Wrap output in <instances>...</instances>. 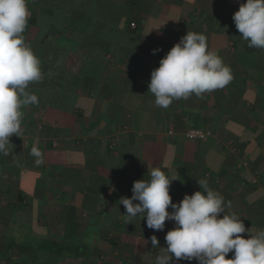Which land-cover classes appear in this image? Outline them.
Here are the masks:
<instances>
[{
  "label": "crops",
  "instance_id": "crops-1",
  "mask_svg": "<svg viewBox=\"0 0 264 264\" xmlns=\"http://www.w3.org/2000/svg\"><path fill=\"white\" fill-rule=\"evenodd\" d=\"M245 2L27 0L22 35L40 60L42 79L26 89L38 103L22 108L21 134L10 137L11 160L0 153V195L14 191L9 204L0 203V229H15L32 244L61 245L38 253V264H154L174 222L166 221L163 231L147 228L143 216L126 224L118 201L131 198L133 182L149 179L157 167L173 180V203L207 180L231 202L224 214L249 229L242 238L264 230V142L256 143L264 130V110L257 108L264 109V78L218 27L226 5L236 12ZM187 32L206 36L233 79L222 89L157 107L148 92L150 73ZM243 104L253 115L246 128L233 118ZM188 128H207L212 137L189 142ZM34 146L43 154L39 166L30 155Z\"/></svg>",
  "mask_w": 264,
  "mask_h": 264
},
{
  "label": "clouds",
  "instance_id": "clouds-1",
  "mask_svg": "<svg viewBox=\"0 0 264 264\" xmlns=\"http://www.w3.org/2000/svg\"><path fill=\"white\" fill-rule=\"evenodd\" d=\"M29 18L27 0H0V153L4 155L12 145L10 137L21 134L22 108L38 103V97L26 91L30 83L42 79L40 60L22 35ZM232 20L249 48L264 50V0H246ZM232 79L230 67L209 50L206 36L187 32L151 71L148 92L155 97V106L167 108L174 100L222 89ZM30 155L35 165L43 163L38 147H32ZM172 181L153 167L149 179L133 182L131 198L118 201L126 210L122 215L126 224L143 216L147 228L163 231L166 221L174 222L154 264H171L174 259H195L197 264H264V230L242 238L240 234L248 235L249 229L234 214H224L231 202L225 204L207 180L196 181L200 191L173 203L169 195ZM158 243L153 236L152 247L157 248ZM230 252L232 258L226 259Z\"/></svg>",
  "mask_w": 264,
  "mask_h": 264
},
{
  "label": "trees",
  "instance_id": "trees-1",
  "mask_svg": "<svg viewBox=\"0 0 264 264\" xmlns=\"http://www.w3.org/2000/svg\"><path fill=\"white\" fill-rule=\"evenodd\" d=\"M227 11H226V18L221 19L220 22L218 23V27L220 29H224L228 33V39L230 42H232V45L235 46L237 50H240L241 52L247 54L249 58L255 62L256 65H258L261 71V76L264 78V50H259V49H254V48H249L247 46V42L243 41L240 36L241 34L235 29V26L233 25V20L232 16L235 13V8L233 6H225ZM236 9H239L238 6H236ZM217 15V12H216ZM236 30V32H234ZM232 31V33H231ZM254 106V105H253ZM242 110H238L237 112L234 113L233 118L236 119V122L243 126L244 128L248 127V125L251 123V119L253 115H250L251 109L248 107H245L243 104ZM252 107V106H251ZM259 111L263 112L264 109L261 107ZM255 110V111H254ZM254 113L256 112V109L253 108ZM251 117V119H250ZM262 125H264V121L262 122ZM261 141L264 142V130H262L259 135L257 136V145L258 147H262ZM243 146V145H241ZM11 153H8L6 156L8 159L11 160ZM260 186L262 189H264V176L260 178ZM12 188H8L7 192L4 191L1 193L0 196V203L3 202H8L10 203L9 200L12 198ZM14 193V191H13ZM21 194V193H19ZM17 200L21 201L22 198L20 195H18ZM9 230L6 228L0 229V264H38V260H41L42 255H38V253L42 252L43 250H47L48 248L51 249L50 247H58L60 248L61 245H57L56 243H50L47 241H40V242H35V244H32L30 240H27L26 238H23L21 235L17 234H12L10 235ZM57 248V249H58ZM48 249V250H49ZM35 252H34V251ZM78 251V248L76 249ZM60 256V255H56ZM79 255H76L78 257Z\"/></svg>",
  "mask_w": 264,
  "mask_h": 264
},
{
  "label": "built area",
  "instance_id": "built-area-1",
  "mask_svg": "<svg viewBox=\"0 0 264 264\" xmlns=\"http://www.w3.org/2000/svg\"><path fill=\"white\" fill-rule=\"evenodd\" d=\"M134 27V24L130 25ZM172 131H168L167 135H173ZM184 137L189 142H204L207 141L209 138L212 137V131L207 128H188L184 132ZM114 147V142H108V148L111 149ZM246 163H241L240 167L245 166Z\"/></svg>",
  "mask_w": 264,
  "mask_h": 264
},
{
  "label": "rangeland",
  "instance_id": "rangeland-1",
  "mask_svg": "<svg viewBox=\"0 0 264 264\" xmlns=\"http://www.w3.org/2000/svg\"><path fill=\"white\" fill-rule=\"evenodd\" d=\"M13 222H15L16 224L18 223V221H17V222H16V221H12V223H13ZM12 223L10 222L9 225H11ZM19 223H20V222H19ZM17 225H18V227H19V226H22V225H20V224H17ZM13 226H14V224H13ZM14 230H15V229H14ZM14 230H13V231H12V230H9V231H8L9 234L12 235V234L15 232Z\"/></svg>",
  "mask_w": 264,
  "mask_h": 264
}]
</instances>
